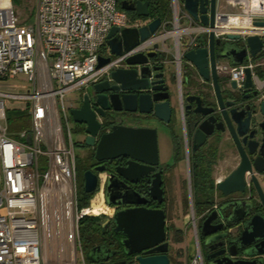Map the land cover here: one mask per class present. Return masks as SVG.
Returning <instances> with one entry per match:
<instances>
[{
  "label": "built area",
  "instance_id": "1",
  "mask_svg": "<svg viewBox=\"0 0 264 264\" xmlns=\"http://www.w3.org/2000/svg\"><path fill=\"white\" fill-rule=\"evenodd\" d=\"M216 3L209 27L189 17L179 0H169L170 16L154 35L97 68L98 57H107L106 35L112 26L141 25L129 19L118 0H36L33 25L18 24L12 1L0 0V83L18 74L30 81L23 93L0 90V264H78L79 256L85 264L78 222L94 214L91 204L78 205L75 143L63 98L67 92L101 79L127 57L152 50L155 43L169 55L179 80L182 51L207 44L209 32L246 48L241 64H217L221 74L243 87L245 70L253 72L256 66L245 38L256 35L264 40V26L255 24L264 21V0ZM10 98L24 100L30 118V129L19 132L18 138L1 123ZM103 183L104 174H99L101 191ZM194 240L188 264H204L195 231Z\"/></svg>",
  "mask_w": 264,
  "mask_h": 264
},
{
  "label": "water",
  "instance_id": "2",
  "mask_svg": "<svg viewBox=\"0 0 264 264\" xmlns=\"http://www.w3.org/2000/svg\"><path fill=\"white\" fill-rule=\"evenodd\" d=\"M132 5L126 6V2ZM184 9L195 21L202 25L213 27L217 0H179ZM150 1L148 0H123L119 6L122 10H133L137 16L148 18L150 15ZM162 20L159 17L147 20L138 27L112 26L106 35V44L109 56H99L97 68L104 67L113 55H122L132 49L137 43L154 35L161 27ZM256 26H264V21H258ZM230 39H237V35H229ZM248 52L253 60L264 56V40L256 35L245 38ZM207 44H199L197 47L182 51V59L192 65L202 80H211L216 101L214 105L204 106V97L189 93L186 101L194 103L193 113L204 118L194 122L195 133L193 143L202 144L214 129H220L225 122L231 132L241 155L237 167L222 181L216 183V190L223 196L236 193H244L247 183L255 188L258 196V204L251 199H238L227 203L230 207L227 221L234 226H224L222 222L214 224L218 219L216 212H211L201 224L202 235H212L205 240L209 244L206 252L210 261L207 264H264V84L257 85L255 77L257 73L246 69L245 81L241 89H254L250 101L244 106L230 99L227 91V99H224L218 77L221 74L217 64L228 60L232 66L239 65L247 55L245 47H239L236 43H225L221 50L219 38H215L213 32L208 33ZM154 50V51H153ZM153 50L146 53H138L125 59L127 67L113 68L109 72V79L95 83L94 95L82 96L80 104L68 108V113L75 124L83 126L82 138L79 143L83 146L95 147L94 157L98 161L128 156L131 161L127 167L116 168V172L110 174L106 190L103 192L107 205H139L146 199L138 195L130 186L122 183L119 176L126 180L136 182L146 173L149 166L139 165L140 161L151 165L157 161V136L156 130L150 127L126 126L119 123L113 124L109 131L101 132L106 126L107 111H129L151 113L155 119L168 123L173 110V100L178 95L170 89L167 79H176L173 74L162 66H153L149 60L156 57L159 44H153ZM264 63V62H262ZM172 74V75H171ZM231 85L236 88V82ZM171 90V91H170ZM246 115V116H245ZM220 116V118H219ZM245 116V117H244ZM261 141L258 156L248 158L254 152V144ZM29 141V138H27ZM104 167H96L95 172L84 171V192L94 194L98 188L99 176ZM157 181H152L151 195L160 201L161 196L154 195L153 191ZM158 184V183H157ZM129 206L117 210L107 218L113 223L114 234H121L120 239L124 251L134 254L147 248L149 251L158 252L156 255L137 257L139 264H169V258L165 254L168 242L165 241L164 214L161 210L148 209L138 206ZM261 207L262 209L258 210ZM237 225V226H236ZM117 251L112 250L106 243L90 247L86 251V257L93 263L121 264V262L108 263ZM103 262V263H102Z\"/></svg>",
  "mask_w": 264,
  "mask_h": 264
},
{
  "label": "flooded vegetation",
  "instance_id": "3",
  "mask_svg": "<svg viewBox=\"0 0 264 264\" xmlns=\"http://www.w3.org/2000/svg\"><path fill=\"white\" fill-rule=\"evenodd\" d=\"M123 0H119L118 4L121 5ZM126 6L132 5L131 2H126ZM126 13H135L133 10H127ZM128 15V14H127ZM129 17V16H128ZM229 43H235L233 41H228ZM227 42H221V45L217 47V50H221L223 45ZM236 44L240 47V42H236ZM108 50V47L107 49ZM153 50V49H152ZM154 51V50H153ZM106 56H109V50L107 51ZM156 57L151 58L149 60L150 64L153 66H162L163 71L168 70L172 74L174 71H171L167 68L171 63L169 55H166L159 46V51H157ZM223 62L227 63L228 60L223 59ZM256 66L254 67L255 72L257 73L256 80L261 84H264V65L261 63L264 62V56L254 60ZM184 61L182 62V66ZM189 64V63H188ZM173 65V64H172ZM181 66V67H182ZM121 67H127L125 63L121 64ZM188 74L184 75V70L182 67L180 79L178 80L169 78L167 79V83L170 85V89L178 95V99L173 100V110L170 117V121L168 123H163L151 114L129 111H107L106 112V120L105 127L101 132L109 131L110 127L119 123L121 125L126 126H138V127H150L154 128L156 131L157 138V162L151 165L146 163L136 161L139 165L149 166L151 169H148L144 175H141L136 182H131L126 180L124 177L119 176L120 181L130 186L134 191L138 193L141 197L146 199V202L143 204L135 205L138 207H144L148 209L161 210L164 214V227L166 239L168 242L167 250L165 254L169 258V264H172V256H171V245L170 240L174 239V233L172 232L174 228L181 229L178 226V220H176L175 209L179 210L182 217H185L183 211L185 210L186 203L184 197L191 196L192 201L190 203L191 209V217L195 219V224L193 225L191 217L189 221L191 223V227H195V232L198 238V241L201 245L204 264H207L210 260L207 259V255H210L213 251L206 252V248L209 244H205V240L209 237L224 232L223 229L218 231L215 234L204 236L202 235L200 228L203 223L205 217L211 212H216L218 214V219H216L213 223L222 222L224 226H229L231 224L227 221V216L230 213V207H227V203L232 202L233 200L238 199H251L256 206H259L258 196L255 191V188L252 185H249L248 189L246 188L244 193H236L228 196H223L218 190H216V183L220 182L232 172L241 160V155L237 148L236 143L233 141V137L231 135L230 130L225 122H222L220 129H214L213 132L205 138L203 143L197 145L193 143V136L195 133L194 122L202 121L204 118L199 117L200 115L193 113L194 103L190 104L186 101V96L189 93L195 94L197 96L204 97V106H212L216 101L214 88L211 80L204 81L200 79L197 74V71L191 64L188 66ZM171 74V75H172ZM109 79V73L104 75L101 79L88 83L84 88L79 90V103L82 100V96L87 94L88 96H93L94 91L93 87L95 83ZM219 85L223 94L224 99H227V91L230 94V99L236 100V103L241 105H245L250 101L251 95L256 89L255 87L252 89H241L237 87L233 88L231 85V80L228 78V75L218 77ZM170 90V91H171ZM246 116V115H245ZM244 116V117H245ZM220 118V116H219ZM76 128L78 131V135L81 136L83 132V126L76 124ZM166 139L167 144V156H160V141L161 138ZM259 138L261 137H257ZM81 140V139H80ZM165 140V139H164ZM164 142V141H162ZM77 147L83 152L82 160H84V167L79 170V175L82 178V190L84 191V179L83 174L84 171L90 170L91 172H95L96 167L103 166L104 170L97 173L104 174V186L103 192L106 190L107 182L110 174L115 173L117 167H127L129 161L131 159L122 155L117 158L98 161L94 157L95 147L83 146L77 142L75 147ZM254 152L248 155V158L254 159L258 156V151L261 147V141L259 140L258 144H254ZM260 181L264 180L261 176L258 177ZM156 185L153 193L154 195L161 196L160 201L156 198H153L151 195L152 181L156 180ZM206 181L213 182V188L209 189L208 186L204 187ZM207 182V184H209ZM99 188V186H98ZM97 188V189H98ZM211 191L212 199H207L203 202V204L194 205L193 196H201ZM180 197V201L175 202L174 198ZM112 209V214H114L117 210L127 208L129 206L134 205H108ZM134 206V207H135ZM205 208L201 214H197V210L200 208ZM262 209L261 207L258 210ZM104 220L100 223L101 233L106 238H111V240H107L106 242L101 241L95 245L106 243L109 248L117 251L115 255L107 259L108 263H116L121 262V264H139L137 261V257L142 256H151L156 255L158 252L149 251L152 248L144 249L140 252L134 254H127L122 245L120 244V239L123 237L121 234H114L113 232V223L110 219L107 221L109 217L108 213H105ZM186 223V222H185ZM237 226V225H236ZM192 230V231H193ZM193 231V236H194ZM184 234V231H182ZM181 243V242H178ZM92 246V247H93ZM90 249V247L88 248ZM87 249V250H88ZM86 250V251H87ZM103 263V262H102ZM100 264V263H98Z\"/></svg>",
  "mask_w": 264,
  "mask_h": 264
},
{
  "label": "rangeland",
  "instance_id": "4",
  "mask_svg": "<svg viewBox=\"0 0 264 264\" xmlns=\"http://www.w3.org/2000/svg\"><path fill=\"white\" fill-rule=\"evenodd\" d=\"M12 1V5H13V11L14 14L18 20V24H27V25H33L35 22V12H36V0H11ZM167 43L169 42L166 41ZM107 49V48H106ZM105 49L104 54H107V51ZM264 50V49H262ZM189 64L187 62H184L183 64V70H184V75L188 74V67ZM174 66L172 64H170L167 68H169L171 71H175V68H173ZM30 81H28V78L26 75L24 74H18L16 76H14L13 78H8L7 80H5L4 83H0V90H4L7 93H12V94H19V93H23L27 90V88H29L30 86ZM25 87V88H22ZM79 90H73V91H69L65 94L64 98V104L68 110V108L71 107H76L78 106L79 103ZM28 109L25 105V101L24 100H20V99H8L7 102V106H6V121L5 120H1V123L3 126L6 125L7 128V133L9 135H12L15 138H18L19 132L23 131V130H29L30 129V118L28 115ZM69 114V113H68ZM73 120L71 119L70 115H69V125L71 128V135H72V139L74 141L75 144H77L78 141H80L81 136L78 135V131L76 128V124L74 122H72ZM165 139V140H164ZM164 139L161 138L160 141V153H161V157L163 156H167V144H166V137L164 136ZM164 141V142H162ZM74 151H75V157H76V166H77V170L79 172V170H81L84 167V160H82V155L83 152L77 147H74ZM41 162V161H40ZM45 168V163L41 162V169ZM77 173V186H78V195H81V190H82V178L79 175V173ZM101 192L103 195V191H101L100 189H97L96 192L92 195L89 205L92 202V199L95 197V195L97 193ZM103 197V196H102ZM180 197H175L174 200L177 204V202L180 201ZM186 203H188V205H190L192 198L191 196H186L184 197ZM104 200V197H103ZM105 208L102 209L104 210L103 212H100V214L98 215H92V216H96L98 219V222H102L105 218V213L108 214H112V209L105 203ZM185 205V210L183 211L185 217H182L183 214L179 213V210L175 209V216H176V220H178V226L184 231L183 234V239L181 241V243L175 242L174 239L172 238L170 240V245H171V256H172V264H174V262L180 261L181 264H188L189 260L191 258V255L194 254L195 252V240H194V236H193V229L191 227V223L189 221V218L191 217V209L190 206ZM186 222V223H185ZM84 262L85 264H98V263H93L92 261H89L88 258L86 257V251H84ZM81 257L79 256L78 258V264H83V262L81 261Z\"/></svg>",
  "mask_w": 264,
  "mask_h": 264
},
{
  "label": "trees",
  "instance_id": "5",
  "mask_svg": "<svg viewBox=\"0 0 264 264\" xmlns=\"http://www.w3.org/2000/svg\"><path fill=\"white\" fill-rule=\"evenodd\" d=\"M145 1V0H144ZM150 1V15L148 18H144V17H140L136 15V13H127L129 16V19L131 21H133L134 23L137 24H143L145 23L147 20H151L152 18L155 17H159L161 18L162 21L167 20L170 16V12H169V0H148ZM119 2V0H118ZM119 7V4H118ZM78 172V170H77ZM208 181L204 182L205 185L204 187H207L209 189L213 188V182H208L209 184H207ZM211 191L207 192L204 195L201 196H193V202L194 205H199V204H203V202L207 199H212V195H211ZM81 195H78V205L80 207H86L89 206V202L90 199L92 197L93 194L91 193H85L83 190H81ZM205 208H200L199 210H197V214H201L204 211ZM79 223V236H80V240H81V245L83 248V251H86L89 247H92L94 244L101 242V241H107V240H111V238H106L107 236L103 235L101 233V226L100 223L98 222V219L96 216H84ZM183 230L182 229H173V233H174V241L175 242H181L183 239ZM174 264H181L180 261H175Z\"/></svg>",
  "mask_w": 264,
  "mask_h": 264
},
{
  "label": "bare ground",
  "instance_id": "6",
  "mask_svg": "<svg viewBox=\"0 0 264 264\" xmlns=\"http://www.w3.org/2000/svg\"><path fill=\"white\" fill-rule=\"evenodd\" d=\"M102 193L99 192L95 195V197L92 199L91 202V208L89 209V211L94 214V215H98L100 214V212H103L105 208V204L103 202V197H102Z\"/></svg>",
  "mask_w": 264,
  "mask_h": 264
},
{
  "label": "crops",
  "instance_id": "7",
  "mask_svg": "<svg viewBox=\"0 0 264 264\" xmlns=\"http://www.w3.org/2000/svg\"><path fill=\"white\" fill-rule=\"evenodd\" d=\"M220 5H221V4H220ZM221 8H222V5H221ZM256 84H257V85H260L261 83L258 82V81L256 80ZM103 202H104V200H103Z\"/></svg>",
  "mask_w": 264,
  "mask_h": 264
}]
</instances>
